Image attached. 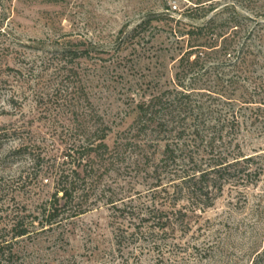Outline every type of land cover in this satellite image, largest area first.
Segmentation results:
<instances>
[{
  "label": "rangeland",
  "instance_id": "obj_1",
  "mask_svg": "<svg viewBox=\"0 0 264 264\" xmlns=\"http://www.w3.org/2000/svg\"><path fill=\"white\" fill-rule=\"evenodd\" d=\"M217 33L250 64L237 69L200 45ZM189 45L202 72L185 81L201 106L190 111L204 128L196 152L240 160L203 207L176 191L177 176L154 172L164 141L131 130L136 102L172 86ZM234 72L264 97V0H0V237L14 264L264 263V111L225 127L221 95L243 91ZM202 122L224 126L223 138L210 143ZM99 124L107 150L85 151ZM71 170L74 197L45 224L40 210ZM14 218L26 235L12 238Z\"/></svg>",
  "mask_w": 264,
  "mask_h": 264
},
{
  "label": "trees",
  "instance_id": "obj_2",
  "mask_svg": "<svg viewBox=\"0 0 264 264\" xmlns=\"http://www.w3.org/2000/svg\"><path fill=\"white\" fill-rule=\"evenodd\" d=\"M192 9L186 8L181 15L191 16ZM172 31L177 40H181L182 35L185 34L179 28H172ZM186 33L193 34L192 31ZM221 36L220 33L212 35L200 45L211 48V51H213L211 54L221 58V62L229 60L227 56L233 57L234 60L230 63H235L237 69L249 65L248 59L238 52L235 43L225 38L219 42ZM232 53L235 54L232 55ZM237 53L239 54L237 55ZM203 56L207 58L209 55L204 52ZM200 58V55L195 53L193 45H189L188 49L181 53L172 86H161L148 93L147 96H142L143 98L136 102V116L131 124V130L134 131L136 137L152 134L164 141L162 142V150L156 158L157 162L153 165L154 172L159 171V173H162L166 171L173 176H177L178 182H174L176 191H180L183 197L190 200L191 203L203 207L211 205L215 197L212 191L221 190L223 181L234 173L240 160L238 157L229 159L227 155H217L218 153H214L212 149L209 150L211 156L207 160H203L204 156L196 152L195 139L202 137L201 134L204 128H200V124L195 123V118L191 116L190 111L201 108V106L193 102L192 93L194 89L190 87L192 84L187 85L185 81L189 79L192 80L191 83H194L199 80L202 73L198 68ZM235 73L230 78L235 83V86H232L234 91L243 88V91L239 94V99L221 95L223 104L225 103L228 107L226 112L229 116H226L223 121L227 120L225 127L229 129H234L240 124V116H245L246 121L250 120L252 124L263 116L261 112L264 111L262 107L264 97L255 100L253 95V93H257L256 89H259V86L252 85L249 88V86L241 84L245 77L240 78ZM248 106L250 107L247 108ZM242 109H249L251 113L249 115H246L245 112L240 114ZM218 121H220V118H218ZM215 124L205 126V122L201 123L202 127L212 129V137H210L212 141L210 143L223 138L221 132L224 126L218 127ZM105 129H107V126H103V124L95 126L93 130L88 128L87 133L90 136L91 133L95 135V140L98 142L93 144V142H88L87 139L89 138L85 139V142L87 141L84 144L85 151L107 150L108 146L105 143L107 132ZM244 160L248 161L249 157L244 158ZM245 167L244 169L247 170L248 165ZM78 175L79 173L76 170H71L67 174L64 171L59 173L57 186L53 193V201L40 210L41 217L45 218V224H52L59 216L58 211L60 210L58 208L61 209L72 201L74 197L73 181H75V176L78 177ZM58 198L64 200L61 205L57 204ZM202 199H206V202H200L203 201ZM82 212H72L70 216H76ZM14 219L10 228L13 231L12 238L26 235L27 229L22 225L23 222L18 218ZM3 239L0 237V264H14L17 253L13 250L11 241ZM251 264L264 263L258 261L257 257V259L252 260Z\"/></svg>",
  "mask_w": 264,
  "mask_h": 264
}]
</instances>
